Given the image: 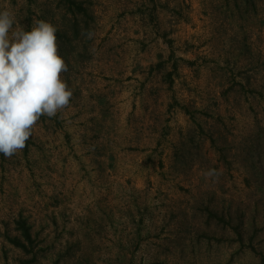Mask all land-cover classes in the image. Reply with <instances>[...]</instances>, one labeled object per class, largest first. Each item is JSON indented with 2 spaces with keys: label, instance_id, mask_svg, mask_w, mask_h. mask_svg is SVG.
Returning <instances> with one entry per match:
<instances>
[{
  "label": "rangeland",
  "instance_id": "374dc122",
  "mask_svg": "<svg viewBox=\"0 0 264 264\" xmlns=\"http://www.w3.org/2000/svg\"><path fill=\"white\" fill-rule=\"evenodd\" d=\"M0 10L57 27L73 93L0 154V264H264V0Z\"/></svg>",
  "mask_w": 264,
  "mask_h": 264
},
{
  "label": "clouds",
  "instance_id": "9594fccd",
  "mask_svg": "<svg viewBox=\"0 0 264 264\" xmlns=\"http://www.w3.org/2000/svg\"><path fill=\"white\" fill-rule=\"evenodd\" d=\"M15 23L11 11L0 10V154L6 157L26 146L41 116H55L73 95L61 76L68 65L57 27L40 20L30 31L14 30Z\"/></svg>",
  "mask_w": 264,
  "mask_h": 264
},
{
  "label": "trees",
  "instance_id": "16d2710c",
  "mask_svg": "<svg viewBox=\"0 0 264 264\" xmlns=\"http://www.w3.org/2000/svg\"><path fill=\"white\" fill-rule=\"evenodd\" d=\"M19 229L21 231V236L22 238L25 240V242L27 243H31V235L29 233L28 228L25 226V223L21 222L19 223ZM12 244L15 245L16 247L22 249L23 251L27 250V245H25L24 243H22V241H20L19 239H13L11 240Z\"/></svg>",
  "mask_w": 264,
  "mask_h": 264
}]
</instances>
